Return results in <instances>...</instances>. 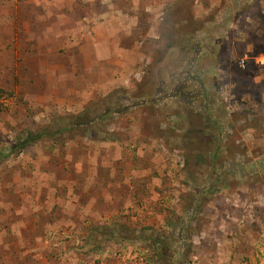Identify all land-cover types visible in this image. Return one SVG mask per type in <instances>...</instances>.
<instances>
[{
	"label": "rangeland",
	"instance_id": "1",
	"mask_svg": "<svg viewBox=\"0 0 264 264\" xmlns=\"http://www.w3.org/2000/svg\"><path fill=\"white\" fill-rule=\"evenodd\" d=\"M101 23L108 39L84 58ZM0 97V234L14 262L108 247L136 264H264V0H0ZM117 175L130 187L111 196L154 203L63 219L70 187L96 192ZM157 212L173 231L159 250L166 231L146 223ZM216 231L223 248L200 260Z\"/></svg>",
	"mask_w": 264,
	"mask_h": 264
},
{
	"label": "crops",
	"instance_id": "2",
	"mask_svg": "<svg viewBox=\"0 0 264 264\" xmlns=\"http://www.w3.org/2000/svg\"><path fill=\"white\" fill-rule=\"evenodd\" d=\"M104 26H105V24L101 23L100 25H97V26L93 27L94 29H96V33L97 32L98 33L96 34L95 40H93L94 43L90 42L91 44H89V45L86 43L87 49L83 51L84 58L85 57L96 58L97 57L96 54L100 53V49L98 48V45L99 44L104 45L105 42L108 39V36H106L105 34L103 35V33L100 32L101 31L100 30L101 27L103 28ZM71 34H72V31L70 32L69 30H67L65 35L69 36ZM54 49L55 50H53V51H55L56 55H58V45L57 44L54 46ZM48 66H50V65H48ZM40 68H45V67L42 66ZM47 68L48 67L46 66L45 70H47ZM54 68L58 72V64H55ZM123 167H124L123 170L126 173V171L128 170V165L125 164ZM96 170H97V168L95 166H93L92 164H89V165L86 164V175L84 177H86L87 180H90V182H93V184H94V181H95V177H99V174H97ZM117 176L119 177V175H117ZM66 180H68V178ZM126 180H125V182H122L120 177H119L117 179L112 180V183H110L112 185H110V186L107 185V187H104V184H103L104 182L100 181L101 184H97V186L101 187V188L98 189L96 192L93 191V188L95 187L93 184L92 185H87L86 188H81V193L76 192L72 187H70V189L67 192L66 196L62 195V196L58 197V204H60L59 208L62 207L65 210V211H62V209H60L63 212V214H64V218L63 219L64 220L65 219H70V218L71 219H77L78 216H79V215H77V214H79L78 210H80L79 208H82L83 209V213H82L83 217L91 219L93 221L92 223L96 224V223H98L97 218H99L101 216H102V218L107 217V216L109 218H112V219L116 218V217H114L112 215L117 210L124 209L126 211L128 208L132 207V212L134 214V212H136L137 209L140 210L141 208L142 209L144 208L143 206L139 207L137 205V203L141 204V201H143L146 204L154 203L153 200L156 199L155 196L154 197L150 196L149 200L147 198H143V200H141L137 196H133L134 193L132 195L122 194L120 190H118V192H116L117 194L115 196H111L110 190H109L111 186L113 188H115V189H118L119 186H120V183L122 182L123 186L130 187V185L127 186ZM91 186H93V187H91ZM154 189L152 187L149 192H153L155 194L156 190L154 191ZM67 197L70 198V200H67ZM101 197L103 198V200L101 199ZM85 198H86V200L88 201L89 204L88 203L85 204V205L82 204V206H81L80 203ZM30 199L33 202H37L38 200L41 199V194L29 196V200ZM74 203H76V205ZM6 207L8 209L11 208L10 205H6ZM8 209L6 211H9ZM133 209H136V210H133ZM138 216H139V214H138ZM41 220H43L42 216H41V219H40L39 223L41 222ZM34 222H36V220H34ZM64 222H63V224H64ZM150 222H152V225H154L153 227L155 229H157L158 232H161V231H164V230L166 231V232H164L163 238H159V242H158L157 247H156V249L159 250L160 245H161V247L163 246L164 239L169 237L170 234L173 233V231L171 229H169V227H166V225L168 226V224H166V225L163 224L162 215L159 212H157L152 219L149 218L146 223H150ZM22 224H23V222H22ZM22 229H23V231L24 230L29 231V235H31L32 232H34V230H35V223L32 222L30 226H26V227H24L22 225L20 230H22ZM234 229H236V228H234ZM15 234L17 235L16 232H15ZM214 242L216 243L215 245L221 246V248H223L224 238L222 237V235L220 234L219 231H216V233L213 234L212 238H210L208 241L207 240H202V242H200L201 246H199V247L201 248V250H197V255H199L201 257L200 260L209 261V259L206 257L205 253L206 252H208V253H212L213 252V248H214L213 244H214ZM13 243L14 242H11V244L7 245L6 239H4V237L0 234V248L5 249V251H9V253L5 254V258L4 257L0 258L3 263H7V262L10 261L11 264H12L14 262L15 259H13L12 252L15 249H13ZM230 244H232V243H230ZM136 245H138V244L133 245L132 243L126 241V242H124V246L121 247L122 249L120 248V250H130V251L132 249L136 250L137 249ZM109 251H110V248L104 247L103 251H101L102 252L101 256H99V257L104 256L103 254L104 253H108ZM134 255L135 254H133L131 257L133 258ZM74 256H76V254L72 253L71 257H70V259L72 261L71 264H73V263L74 264H92L98 258L97 256H92V255L90 256L89 255V256H87V260L86 261L77 260V262H74V260H73ZM132 258L128 259L126 261H120L118 259L108 257L107 259H105V261L103 260L102 264H136L135 263V259H132ZM43 261L42 262L40 261L39 264L47 263L45 258H43ZM14 264H24V263L19 261V260H17V262H14ZM28 264H30V263H28ZM58 264H64V262L63 261L62 262L59 261Z\"/></svg>",
	"mask_w": 264,
	"mask_h": 264
},
{
	"label": "trees",
	"instance_id": "3",
	"mask_svg": "<svg viewBox=\"0 0 264 264\" xmlns=\"http://www.w3.org/2000/svg\"><path fill=\"white\" fill-rule=\"evenodd\" d=\"M37 138H38L37 136L36 137H29L28 140L23 141V143L21 145L16 146V148H23V147L29 145V143L35 142V139H37ZM215 182H216V184H218L220 182L219 178L217 180H215ZM158 242H159V239L158 240H155V244H158Z\"/></svg>",
	"mask_w": 264,
	"mask_h": 264
},
{
	"label": "built area",
	"instance_id": "4",
	"mask_svg": "<svg viewBox=\"0 0 264 264\" xmlns=\"http://www.w3.org/2000/svg\"><path fill=\"white\" fill-rule=\"evenodd\" d=\"M7 102L6 100L3 98V97H0V107L2 106H6ZM104 256H102L103 258L102 259H99L100 261V264L103 262V260L105 259L104 257L107 255V253H104L103 254ZM115 256V255H114ZM138 261H142V257H139ZM183 264H194L193 262H185Z\"/></svg>",
	"mask_w": 264,
	"mask_h": 264
},
{
	"label": "clouds",
	"instance_id": "5",
	"mask_svg": "<svg viewBox=\"0 0 264 264\" xmlns=\"http://www.w3.org/2000/svg\"><path fill=\"white\" fill-rule=\"evenodd\" d=\"M108 254L104 257L105 259H107L108 258ZM103 257H98L97 259H96V261H95V263L96 264H100V261H99V259H102ZM105 259H104V261H105ZM102 264V263H101Z\"/></svg>",
	"mask_w": 264,
	"mask_h": 264
}]
</instances>
